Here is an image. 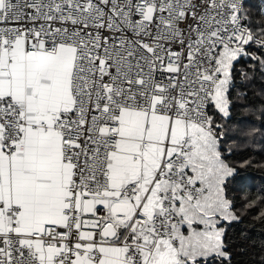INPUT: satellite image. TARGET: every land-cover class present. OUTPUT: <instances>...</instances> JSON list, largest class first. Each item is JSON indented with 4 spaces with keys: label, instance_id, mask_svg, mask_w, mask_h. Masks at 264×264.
<instances>
[{
    "label": "snow or ice",
    "instance_id": "6c2138e0",
    "mask_svg": "<svg viewBox=\"0 0 264 264\" xmlns=\"http://www.w3.org/2000/svg\"><path fill=\"white\" fill-rule=\"evenodd\" d=\"M241 60L264 0H0V264H233Z\"/></svg>",
    "mask_w": 264,
    "mask_h": 264
},
{
    "label": "trees",
    "instance_id": "16d2710c",
    "mask_svg": "<svg viewBox=\"0 0 264 264\" xmlns=\"http://www.w3.org/2000/svg\"><path fill=\"white\" fill-rule=\"evenodd\" d=\"M253 64L252 61L245 63L241 60L237 65L241 72L247 74V79L240 78L241 83L238 86L243 88L244 84L248 85L245 90L250 106L234 110L232 122L226 129L228 138L225 147L231 149L228 153L229 161L239 176L243 177L242 182L233 185L232 192L242 222L228 227L226 233V242L231 243L234 252L233 264L251 262V252L247 255L240 254L241 243H264V224L257 219L258 214L264 211V204L258 203L261 193H264V109L259 103L264 99V75L255 73ZM250 201L257 203L248 207ZM245 236L248 237L246 242Z\"/></svg>",
    "mask_w": 264,
    "mask_h": 264
}]
</instances>
